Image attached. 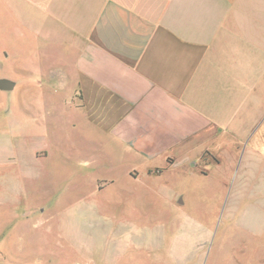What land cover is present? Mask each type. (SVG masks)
<instances>
[{"label": "crops", "instance_id": "0c3cea01", "mask_svg": "<svg viewBox=\"0 0 264 264\" xmlns=\"http://www.w3.org/2000/svg\"><path fill=\"white\" fill-rule=\"evenodd\" d=\"M5 76L15 86L0 91L13 92L14 115L32 122L36 142L18 151V165L0 163V253L37 242L36 199L24 197L44 159L61 171L117 161L131 175L136 164L196 171L194 159L221 166L229 155L237 175L226 187L237 189L243 226L250 208L263 221L264 0H0Z\"/></svg>", "mask_w": 264, "mask_h": 264}, {"label": "rangeland", "instance_id": "374dc122", "mask_svg": "<svg viewBox=\"0 0 264 264\" xmlns=\"http://www.w3.org/2000/svg\"><path fill=\"white\" fill-rule=\"evenodd\" d=\"M12 95L0 91V163L9 167L19 164L18 151L28 153L36 142L30 137L32 122L14 115ZM79 117L77 111L69 114L70 120ZM77 128L73 132L81 141L84 132ZM52 140L38 142L54 150ZM52 159L61 157L57 153ZM194 161L208 174L191 171L187 163L158 166V173L136 164L137 171L129 175L128 164L117 161L102 171H61L54 161H37L41 172L24 197L36 199L38 210L30 223L37 242L30 252L0 253V264H83L91 259L93 264H264V230L257 228L262 222L264 228V219L256 221L258 211L249 207L251 221L243 226L237 189L226 187L237 175L232 157L221 166ZM109 177H116V183L102 179ZM128 232L131 248L124 238ZM91 243L95 248L88 258Z\"/></svg>", "mask_w": 264, "mask_h": 264}, {"label": "water", "instance_id": "95a60500", "mask_svg": "<svg viewBox=\"0 0 264 264\" xmlns=\"http://www.w3.org/2000/svg\"><path fill=\"white\" fill-rule=\"evenodd\" d=\"M15 86V82L9 78H0V89L12 90Z\"/></svg>", "mask_w": 264, "mask_h": 264}]
</instances>
